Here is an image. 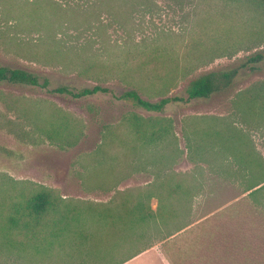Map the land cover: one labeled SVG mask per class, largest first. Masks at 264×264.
I'll use <instances>...</instances> for the list:
<instances>
[{
	"label": "rangeland",
	"instance_id": "1",
	"mask_svg": "<svg viewBox=\"0 0 264 264\" xmlns=\"http://www.w3.org/2000/svg\"><path fill=\"white\" fill-rule=\"evenodd\" d=\"M0 63L45 75L51 86L78 87L97 82L80 75L84 66H101L100 76H112L104 85L114 94L134 83L149 100L183 95L187 81L206 71L236 69L226 90L169 102L159 113L111 92L74 99L0 84V187L3 179H30L63 196L105 202L117 189L137 192L173 171L194 185L187 226L163 239L150 231L149 248L123 264H264V192L249 193L264 171L263 2L0 0ZM162 84L167 89L159 93ZM15 94L27 99L33 120L15 111ZM41 106L81 120L85 134L72 145H59L41 128L47 117L38 114ZM129 111L170 119L172 133L142 144L119 127ZM106 125L117 127L99 154ZM214 130L252 154V169L237 162L233 148L217 135L202 140ZM101 159L114 171L97 173ZM156 205L151 198V208ZM16 258L0 246V264H23ZM77 262L60 258L54 264Z\"/></svg>",
	"mask_w": 264,
	"mask_h": 264
},
{
	"label": "trees",
	"instance_id": "2",
	"mask_svg": "<svg viewBox=\"0 0 264 264\" xmlns=\"http://www.w3.org/2000/svg\"><path fill=\"white\" fill-rule=\"evenodd\" d=\"M259 1L264 3V0ZM100 67L89 65L79 71L80 75L97 81L95 84L51 86L50 79L45 75L0 63V84L38 88L74 99L113 93L109 86L104 85L112 76H100ZM236 73L237 70L231 68L206 71L187 81L183 95L161 96L158 100L143 98L134 83V87L119 95L113 93V96L130 100L147 112L159 113L164 111L169 102L188 103L226 90L234 82ZM157 89L163 93L167 86L162 84ZM41 107L37 109L38 114L47 113L41 128L46 135L55 136L59 145H72L85 134L81 120L54 106ZM15 111L33 120L32 108L27 99L17 94ZM120 126L147 145L159 143L172 133L170 119L155 115L144 117L135 111L125 113ZM116 127L106 125L103 129L99 154L112 141ZM212 136L222 140L223 145L233 148L232 153L237 162L252 169L254 157L248 151L239 150L229 134L219 130L207 131L202 140L211 142L214 140ZM194 145L197 149L202 147L196 143ZM113 171V165L98 160L97 173ZM255 179L249 193L263 195L264 171L260 170ZM193 186L172 171L155 178L137 192L130 188L117 189L108 201L100 202L63 196L56 189L30 179H18L13 183L3 179L0 187V246L15 252L16 259L23 264H27L26 261L54 264L60 258L69 262L78 259V264H123L149 248L147 239L150 231L154 230L156 238L163 239L187 226ZM151 198L157 200L155 209L150 206Z\"/></svg>",
	"mask_w": 264,
	"mask_h": 264
},
{
	"label": "crops",
	"instance_id": "3",
	"mask_svg": "<svg viewBox=\"0 0 264 264\" xmlns=\"http://www.w3.org/2000/svg\"><path fill=\"white\" fill-rule=\"evenodd\" d=\"M144 251H145V250H144ZM142 252H143V251H142ZM142 252H141V253H142ZM141 253H139V254H141ZM139 254H138V255H139ZM136 256H137V255H136ZM136 256H135V257H136ZM133 258H134V257H133ZM131 259H132V258H131ZM129 260H130V259H129ZM126 262H127V261H126ZM124 263H125V262H124Z\"/></svg>",
	"mask_w": 264,
	"mask_h": 264
}]
</instances>
